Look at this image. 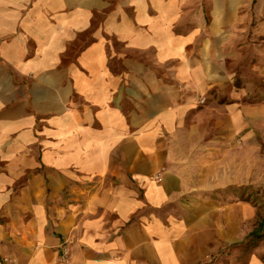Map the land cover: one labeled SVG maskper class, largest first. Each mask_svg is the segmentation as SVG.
I'll use <instances>...</instances> for the list:
<instances>
[{
    "label": "crops",
    "instance_id": "obj_1",
    "mask_svg": "<svg viewBox=\"0 0 264 264\" xmlns=\"http://www.w3.org/2000/svg\"><path fill=\"white\" fill-rule=\"evenodd\" d=\"M253 3L0 0V264H211L262 107L233 84Z\"/></svg>",
    "mask_w": 264,
    "mask_h": 264
},
{
    "label": "rangeland",
    "instance_id": "obj_2",
    "mask_svg": "<svg viewBox=\"0 0 264 264\" xmlns=\"http://www.w3.org/2000/svg\"><path fill=\"white\" fill-rule=\"evenodd\" d=\"M206 1L183 0V7H188L191 10L185 11L183 25L190 22L192 18L201 16L200 7L205 6ZM113 4L115 5V3ZM239 16V20H242L241 23L247 25L229 31L232 54L243 53L241 54L242 59L232 65L233 84L236 87L241 86L248 89L250 94L248 103H257L262 107L257 110L256 118L249 119L248 126L243 131V133H248L249 137L248 141L243 143V152L238 160L243 163L242 173L243 176L247 175V181L242 184H232L224 189L223 201L232 206L228 207L229 218L232 220V232L236 234L237 231L238 236H235L230 242L223 243L220 239L217 241V249L212 253L211 264H245L252 257H256L264 264V240L259 242L249 254H243L239 245L256 228L258 214L263 215L264 213V8L256 7V0H254L252 8L248 9L247 18L243 13ZM178 30L180 31V29ZM94 32L96 31H77L66 46V56L74 57ZM123 41L126 39H120L118 43L108 36L106 40L108 47L104 53L108 52L110 57L112 53L117 55V52L120 56L144 53L133 54V51L129 50L128 45ZM111 45L113 51L110 48ZM257 51H259V55ZM149 53L152 52L149 51ZM238 144L234 143V145ZM237 155H240V152L234 150L232 155L234 161ZM240 161L238 162L240 163ZM233 177H236V174Z\"/></svg>",
    "mask_w": 264,
    "mask_h": 264
},
{
    "label": "trees",
    "instance_id": "obj_3",
    "mask_svg": "<svg viewBox=\"0 0 264 264\" xmlns=\"http://www.w3.org/2000/svg\"><path fill=\"white\" fill-rule=\"evenodd\" d=\"M264 240V213L263 215L258 214V222L255 229H253L249 235L246 237V239L239 244L240 245V251L244 254L254 249L259 242ZM247 264V262L245 263Z\"/></svg>",
    "mask_w": 264,
    "mask_h": 264
},
{
    "label": "built area",
    "instance_id": "obj_4",
    "mask_svg": "<svg viewBox=\"0 0 264 264\" xmlns=\"http://www.w3.org/2000/svg\"><path fill=\"white\" fill-rule=\"evenodd\" d=\"M204 100H201L200 102L202 103Z\"/></svg>",
    "mask_w": 264,
    "mask_h": 264
}]
</instances>
